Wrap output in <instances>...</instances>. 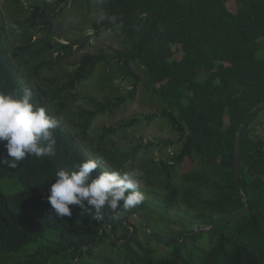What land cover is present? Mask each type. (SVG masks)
<instances>
[{"label":"trees","instance_id":"1","mask_svg":"<svg viewBox=\"0 0 264 264\" xmlns=\"http://www.w3.org/2000/svg\"><path fill=\"white\" fill-rule=\"evenodd\" d=\"M54 5L35 1V11L15 21L13 34L0 8V93L19 98L28 89L31 102L59 122L54 155L26 157L16 168L0 166V179L24 187L15 195L0 189V257L16 255L52 232L57 240L16 264H264V142L253 140L251 131L261 111L242 131L241 188L250 211L206 232L209 246L200 259L188 252L194 235L179 244L187 230L171 228L182 220L210 229L246 208L236 179V146L249 113L264 105V0H84L86 15L95 7L103 16L90 29L119 31V48L84 52L76 60L69 54L79 40H57L71 9L58 15ZM97 73L106 83L87 92ZM117 77L134 84L128 96L122 84L110 86ZM139 86L153 113L92 138L93 125L134 102ZM158 120L175 142L123 147L114 139L138 123ZM4 143L0 157L6 155ZM153 149L159 160H146ZM88 159L98 162L93 175L142 171L148 186L147 194L140 188L143 202L118 209L116 219L105 211L96 221L76 205L70 206L71 217H56L47 202L55 173L76 170ZM131 214L146 220L149 230L153 223L155 231L147 233L138 216L126 222ZM157 214L158 223H168L166 231ZM141 234L164 243L168 252L158 253Z\"/></svg>","mask_w":264,"mask_h":264},{"label":"clouds","instance_id":"2","mask_svg":"<svg viewBox=\"0 0 264 264\" xmlns=\"http://www.w3.org/2000/svg\"><path fill=\"white\" fill-rule=\"evenodd\" d=\"M31 99L28 89L19 98L0 93V143L6 142V155L0 157V166L16 168L26 157L41 159L55 154L57 139L53 132L59 122ZM97 168V160L88 159L76 170L61 169L55 173L47 202L56 217H71L70 206L76 205L82 214L102 221L105 211H127L143 202L142 171H103L93 175Z\"/></svg>","mask_w":264,"mask_h":264},{"label":"rangeland","instance_id":"3","mask_svg":"<svg viewBox=\"0 0 264 264\" xmlns=\"http://www.w3.org/2000/svg\"><path fill=\"white\" fill-rule=\"evenodd\" d=\"M9 0H0V8L1 11L4 12L7 24L9 26L10 34L16 32V24L15 21L23 20L25 16L29 17L35 9L31 8L32 4L36 1L38 3L40 0H15V3L8 4ZM50 3H55L54 8L56 9L55 13L59 15V12L67 7V11L72 13L71 21L69 23H65L64 28L59 34L62 36L61 39L57 38V40L63 44H68L66 40L68 38H72L73 40H79V45L74 47L72 52L69 54V58L72 60H76L81 53L84 52H94L95 50H100L103 48H107L113 46L115 48H119V40L118 37L120 35L119 31L114 30L113 32H109L106 34L99 33L95 30H91V24L95 20L102 19V15L99 14L95 7H91L86 15L85 11H82V4L84 0H77L75 3L73 0H63L68 4H60L58 0H48ZM42 2V1H41ZM17 5L20 8H15L13 4ZM41 4V3H40ZM21 5V6H20ZM24 10H27L30 13H26ZM81 10V11H80ZM84 15H86L84 17ZM15 39L13 43L15 44ZM18 46L22 45L20 43ZM142 74V72H141ZM102 73H97L94 76V79L91 84L86 88L87 92H90L91 89L94 90V87H98L100 85H104L106 83ZM123 85V95L128 96L129 93H132L134 90V84L132 81H124L122 77L113 78V84L110 83V86H119ZM85 91V92H86ZM81 95V92H80ZM82 97V95H81ZM76 106H79L76 104ZM153 113L152 108L150 107V102L148 96L143 91L142 86H139L137 89V97L134 102L123 108L116 115H109L101 118L95 125H93L91 136L92 138H98L101 131L105 128H119L123 121L131 122L132 120L141 119V116H149ZM115 141L120 146H137L138 143L144 141L146 145L149 143H157L159 140L165 141H174L176 137L174 136L172 130L168 127V125H164L161 121H155L152 123L149 122H141L129 130H127L123 135L114 138ZM154 149L145 155L146 160H159L160 153H153ZM174 150H170L169 152H173ZM106 165L105 163L103 164ZM141 190L147 194V184L141 182L140 184ZM0 189L7 195H15L24 190V187L18 183L17 180L11 179H0ZM113 219H116L117 216L115 213H107ZM157 224L159 228L163 231H166L168 228V223L159 221L161 215L157 214ZM133 218V217H132ZM129 221V220H127ZM167 221V220H165ZM171 225V224H170ZM141 228V225H140ZM150 232L153 233L155 231V225L152 223ZM174 231H178L179 228L182 230H187L186 233L195 232L199 229H195L191 226H187L182 220L177 225H172L171 227ZM147 232V231H146ZM148 233V232H147ZM185 233V234H186ZM150 234V233H149ZM172 234V233H171ZM140 238L145 243H150L152 248L155 249L158 253L166 254L168 252V248L164 243L154 240H148L145 235L141 234ZM57 235L55 233L49 232L45 238V240H41L37 243L29 245L26 249L21 251L16 255H3L0 257V264H16L21 260H24L29 254L35 252L42 244L46 243L48 240H57ZM209 239L205 235V233L194 234L190 240H188V252L194 254L198 259L202 257L203 250L208 249Z\"/></svg>","mask_w":264,"mask_h":264},{"label":"water","instance_id":"4","mask_svg":"<svg viewBox=\"0 0 264 264\" xmlns=\"http://www.w3.org/2000/svg\"><path fill=\"white\" fill-rule=\"evenodd\" d=\"M263 108H264V105H261V106L255 108L253 111H251L249 113V115L245 119L243 125L241 126L240 131L238 133V137H237V146H236V179H237L238 189L240 191L241 197H242L243 201L246 203V208L241 213L237 214L236 216L231 217L230 219L221 221V222L215 224L210 229H200V230H197L195 232L186 233L183 236L182 241L181 242H177V243L183 244L186 241V239L188 237H190L191 235L198 234V233H206V232L211 231L212 229H215V228L220 227L222 225H226L228 223H231V222H233V221H235L237 219L242 218L243 216H245L250 211L251 206H250V204L248 202V199L245 196V194L243 193V190L241 188V141H242V131L249 124V122L254 118V116ZM134 216H138V215L131 214L128 218H126V222H127V220H129L130 218H132ZM138 217L145 224L146 231L150 233L149 223L146 220H144L143 218H141L140 216H138ZM130 227L133 229V235L131 236V237H133L135 235V233H136V229L133 226H130ZM113 236H114V233H113ZM157 238H159L161 240H164L163 237H157ZM166 240H168V239H166ZM76 264H78V260H76Z\"/></svg>","mask_w":264,"mask_h":264},{"label":"crops","instance_id":"5","mask_svg":"<svg viewBox=\"0 0 264 264\" xmlns=\"http://www.w3.org/2000/svg\"><path fill=\"white\" fill-rule=\"evenodd\" d=\"M261 113L258 115L254 124L252 125V139L255 141L264 142V108L260 110Z\"/></svg>","mask_w":264,"mask_h":264}]
</instances>
